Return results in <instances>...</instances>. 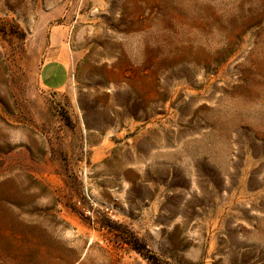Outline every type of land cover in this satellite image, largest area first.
<instances>
[{
	"label": "rangeland",
	"instance_id": "1",
	"mask_svg": "<svg viewBox=\"0 0 264 264\" xmlns=\"http://www.w3.org/2000/svg\"><path fill=\"white\" fill-rule=\"evenodd\" d=\"M0 264H264V0H0Z\"/></svg>",
	"mask_w": 264,
	"mask_h": 264
},
{
	"label": "crops",
	"instance_id": "2",
	"mask_svg": "<svg viewBox=\"0 0 264 264\" xmlns=\"http://www.w3.org/2000/svg\"><path fill=\"white\" fill-rule=\"evenodd\" d=\"M40 79L43 86L48 90H63L70 80L67 61L62 58H55L45 62L40 70Z\"/></svg>",
	"mask_w": 264,
	"mask_h": 264
},
{
	"label": "trees",
	"instance_id": "3",
	"mask_svg": "<svg viewBox=\"0 0 264 264\" xmlns=\"http://www.w3.org/2000/svg\"><path fill=\"white\" fill-rule=\"evenodd\" d=\"M130 237H131L130 239L125 240L126 243L131 245L137 252L143 254V250L147 249L146 246L144 244L139 243V241L136 238H133L131 234Z\"/></svg>",
	"mask_w": 264,
	"mask_h": 264
}]
</instances>
